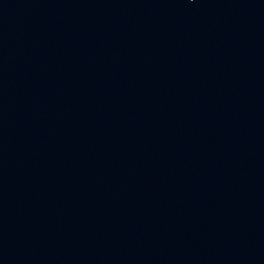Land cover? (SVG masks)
I'll return each mask as SVG.
<instances>
[{"label": "water", "instance_id": "obj_1", "mask_svg": "<svg viewBox=\"0 0 264 264\" xmlns=\"http://www.w3.org/2000/svg\"><path fill=\"white\" fill-rule=\"evenodd\" d=\"M0 264H264V0H0Z\"/></svg>", "mask_w": 264, "mask_h": 264}]
</instances>
